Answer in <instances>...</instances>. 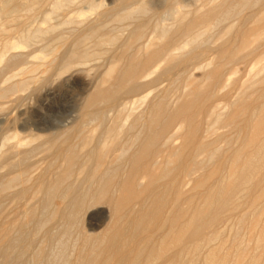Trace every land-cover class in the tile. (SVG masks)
<instances>
[{"label": "bare ground", "instance_id": "bare-ground-1", "mask_svg": "<svg viewBox=\"0 0 264 264\" xmlns=\"http://www.w3.org/2000/svg\"><path fill=\"white\" fill-rule=\"evenodd\" d=\"M41 1L27 0L21 3L19 0H0V19L9 23L13 22L20 10L25 9L32 13ZM65 1L67 0L53 2L51 11L61 9ZM170 1L174 3L176 0ZM172 2L167 1L166 3ZM206 5L203 11L195 12L196 17L193 20L188 21L187 14L177 15L174 28L162 26L159 28L158 35L150 40H144L143 34L138 29L132 30L125 39H122V34L119 33L121 31L112 29L109 30V34L101 33L103 25L101 28L91 27L86 31L80 29L79 22H75L76 25L68 34L60 37L63 43L70 44L69 50L60 57L53 55L52 59L45 64L47 70H57L58 74L75 67L85 72L92 57L109 49L114 52V55L102 80V84L108 83L109 85L104 88L97 87L86 106L87 109H92L90 119L96 124L92 132H99L97 139L95 137L92 140V132L82 137L81 144L93 143L84 155L73 150L70 145L63 148L65 153L60 157L64 163L58 166L61 169L56 171L52 178L44 181L41 187L43 196L40 207L44 213L37 217L32 232L35 234L42 231L46 238L41 241V246L38 242V247L36 246V250L32 251L36 253L32 255L31 264H36L41 260L43 264H72L71 258L69 259L66 254L69 247L73 250L88 251L84 256L82 255L83 259L79 264H154L156 261L167 258L168 250L172 248L184 250L187 239L190 242L187 248V258L182 257V251L177 252L170 256L174 264H191L197 260L203 248H207V252L202 257V264H228L230 255L222 251L225 250L226 243L222 240L214 242L216 238L221 237L222 230L219 224L224 220L227 222L234 216H237V223L240 226H244L247 217L251 216L253 235L251 238H254L256 246H264V222L263 225L260 224L256 207V204L264 198V186L260 193L252 197L249 208L243 207L242 203V198L251 194L252 190L264 179V172H262L264 167V103L251 105V101L248 102V100L252 97V93H247L248 89L254 85L264 84V49H261L264 46V21H262L264 0H208ZM148 9L146 3H141L123 14L116 15L114 20L118 23V21L137 18L149 12ZM253 9H258L257 13L250 17H257L258 22L263 24L245 30L244 25L247 19L242 16L246 10ZM70 21L72 19L69 20V24H71ZM236 22H238L237 28ZM53 27H47V30L37 28L33 32H23L22 42L27 44L35 37L53 30ZM178 34L185 35V38L179 44H173L172 39ZM224 36L226 39L217 47L212 49L209 46V48L206 47V44ZM237 40L239 44L233 46ZM16 47L17 43H10L6 44L4 49L9 52ZM213 49L217 55L219 54L220 60L210 68L209 72L203 74L202 82L190 78L188 76L189 67L200 69L211 65L212 59L208 61L207 52ZM15 55L21 54H12L7 60ZM194 56L200 57L199 63L193 62ZM251 60H254V77L252 76V79L250 78L251 80L245 84V90H241L238 95L235 94L234 100L231 98L233 100H231L232 103L230 102L231 106L235 105L237 108L225 118L222 116L225 105L215 104L217 96L226 95V93L220 94L221 89L231 85L224 65L227 64L233 68L241 62ZM203 62L204 66H202ZM30 69L29 72L32 71V68ZM173 70L180 73L178 76L183 77L187 87L181 93L177 103L171 106L167 101V93L160 91L158 99H150L145 110L135 113L134 106L145 103L148 99L150 91L146 90L148 88L158 90L164 77L172 74ZM7 90V88H0V98L6 96ZM142 92L147 93L141 95L134 105H123L118 108L117 101L120 95ZM257 92H259L258 89ZM261 93L260 96L258 94L259 97L264 94V89ZM202 99H205V104L202 103L201 108L192 111L195 104ZM208 101L209 106L206 104ZM205 110V116L208 119L198 120L199 114ZM191 111L188 123L181 121L180 124L174 125L178 119L188 117L187 114ZM237 114L246 116L247 119H243L244 126H246L244 129L247 130L248 127L250 131L248 135L240 138L243 139L241 145L232 151L229 167L225 169L226 174L223 172L222 175L219 172L218 175L221 174V176L219 175L220 177L216 180H211L217 174L215 169L199 174L200 170L207 167L209 163H215L223 158L225 152L228 151L219 144L224 138L221 140V135H215L218 128L215 129L210 125L209 119H214L216 123L222 122L225 127L226 124L232 126L231 123L236 121ZM240 121L236 122L240 123ZM238 123L233 124L240 130L236 132L237 134L241 133V124ZM183 126L184 130H182ZM239 137L242 136L239 134ZM180 138H183L182 143L175 146ZM227 142H224V145ZM16 148L17 146H14L15 151L8 153L22 154V161L24 157L33 152V149L22 152ZM173 159L176 160L173 168L178 172L175 173L172 168L161 171V176L174 175L170 186L163 187V189L171 190L169 192L171 197H165L166 191L164 193L155 191L158 189H154L155 174H149V182L142 186L140 180L143 177L140 176V168L146 171L148 166L158 164L161 166L160 163L164 168L169 166ZM21 160L13 162L6 159L5 162L9 169H14L19 166V162L22 163ZM125 166H128V170L127 175L123 177ZM77 175H80L81 179H78ZM19 180L21 178L17 175L1 181L0 195L8 192L10 187ZM25 180L29 182L31 178L27 176ZM189 184L194 189L203 188V190L199 193L198 201L190 199L188 206L186 204L185 206L181 203L184 199L183 189ZM24 192L20 190L15 192V195H21ZM160 194L163 195L160 196ZM191 194L193 193H190V197ZM92 202L106 204L110 208L113 219L124 216L127 226L118 225V221L113 220L115 223L112 222L106 228L109 234L100 238H92L79 224L74 226L75 218ZM136 203L138 209L134 207ZM168 203L171 205V210L166 214L164 208ZM59 204H63L64 208H60ZM123 209L127 214L125 212L122 214ZM29 211L28 215L31 219L37 216V208H31ZM53 220L60 225L59 229H55L56 232L51 231L50 223ZM73 228L77 230V235L74 242L70 244L67 238L71 235ZM155 231L161 232L159 241L157 238L156 242L153 240L154 236H151ZM144 232L146 234L141 238ZM208 232H211V235L205 236ZM58 234L60 237L56 239V244L55 242L53 244L60 245L63 250H60L57 255L51 256L50 254L43 259L41 255L45 250L44 247L48 248L53 245L51 242ZM234 234L237 240L230 242L228 246L233 247L235 252L233 264H242L241 256L245 250L240 248L242 244L238 245L240 238L238 239L237 232ZM20 237V228H12V231L5 230L3 227L0 229L2 264L9 262L7 254L10 250L21 249L23 246ZM100 244H103L102 248L108 249L107 253L111 251L114 253L116 257L114 263L110 256L104 253L106 251L102 249L98 251ZM78 256L80 257V253ZM256 262L257 258L252 257L247 264H257Z\"/></svg>", "mask_w": 264, "mask_h": 264}, {"label": "rangeland", "instance_id": "rangeland-1", "mask_svg": "<svg viewBox=\"0 0 264 264\" xmlns=\"http://www.w3.org/2000/svg\"><path fill=\"white\" fill-rule=\"evenodd\" d=\"M19 1L24 3L27 0ZM55 1L56 0H42L32 13H29L22 8L23 10L18 12L15 21L10 23L0 19V88L8 89L5 94L6 96L0 98V182L11 177H16L17 175L21 178V180L10 187L8 192L0 195V229L3 227L5 230L7 229L12 231V228H20V242L21 245H23L21 249H13L8 252L7 257H9V262L7 264H31L30 261L36 253H33L32 251L36 250L38 242L39 246H41V241H44L46 238V235H44L42 231L35 234L32 232L36 219H38L37 217L44 213V210L40 207L43 196V191L41 190L43 182L52 178L55 172L61 169L58 168V166L61 163H64V160L60 157L65 153L63 148L70 145L73 150L84 155L93 145V143L88 145L81 144L82 137L88 132H92V129L96 127L95 122L90 119L92 116V109L86 108L87 102L88 99L92 97L97 87L101 86L104 88L109 85L108 83L102 84V80L105 77V72L113 59L112 56L114 55V52H112L111 49L92 57L90 63H88V69L85 72L80 71L78 67L72 68L71 70L61 74H58L57 70L54 69L52 71L47 70L45 68V64L52 59L53 55L60 57L70 48V44L63 43L60 37L68 34V32L76 25L75 22H79L78 26H80V29H84L86 31L91 29V27L101 28V25H103L101 33L109 34L112 29L121 31L119 33L122 34V39H125L132 30L138 29L143 34L144 40H150L158 35L160 27L165 26L168 28H174L176 18L182 14H187L188 21L193 20L196 17L195 12L198 10L203 11L208 2V0H176L174 3L170 0H67L64 2L61 9L58 11H51V7ZM167 1L172 3H166ZM141 3H146L148 5L149 12L141 16H137V18L135 17L128 20L118 21V23L114 20L116 15L123 14L125 11ZM257 10L258 9L246 10L244 12L245 14L242 18L247 19L244 25L245 30L255 28V26H259L264 23L258 22L257 17H250L254 13H257ZM107 15L109 17H107ZM71 19L74 23L70 21L71 24H69L68 22ZM262 21H264V19ZM237 26L238 22H236V28ZM47 27H53L54 29L51 31L49 30L39 37H35L27 44L22 42L21 34L23 32H33L37 28L47 30ZM118 27L121 28L118 29ZM184 38L185 35L178 34L172 39V42L174 41L173 44H179L184 40ZM225 39L226 36L217 41H212L210 44H206V47L209 46L211 49L215 48ZM10 43H17V47L14 50L6 52L4 47L6 44ZM238 44L239 40L232 45L236 46ZM261 49H264V46H262ZM215 52L216 51L214 49L207 52L208 61L212 59L211 65L208 66V68L204 66V62L206 63L208 61H204L202 65L204 66L203 68L199 69L198 67H189L190 73L188 76L202 82L204 79L202 78L203 74L207 71L209 72L210 68H212L213 65L220 60L219 54L217 55ZM12 54L21 55H15L12 59L7 60ZM192 59L195 64L200 62V57L196 58V56H194ZM253 65L254 60L241 62L233 68L227 64L224 65L225 73L227 74V77H230L231 85L221 89L220 94L226 93V95L217 96L215 102V104L217 103L219 106H226H224V109L222 110L223 117H228L230 113H233V111L236 110L237 106H231V100H234L235 94L238 95L241 90H245V84L252 79V76L254 77L255 68ZM30 68H32L31 72H29L31 70ZM178 74L180 73L173 70L172 74L164 77L160 87H158V90L154 88H150L149 90L148 88V90H146L147 92L150 91V94L147 97L148 99L145 103L140 104L141 106H134L135 113L145 110L147 102L150 99H158L159 97L157 96H159L160 91L167 93V101L171 106H174L180 98L181 93L187 88L186 81L181 75L178 76ZM263 85L264 84L254 85L248 89L247 93H252V97L248 100V102L251 101V105L264 103V94L262 97H259L261 91L264 89ZM257 89L259 92H257ZM147 92L135 93L133 95H120V99L117 101L118 108H121L123 105H134V102L139 99L141 95ZM202 103L205 104V99H202V101L198 104L196 103L192 111L194 109H198L199 107L201 108L202 106L200 105ZM206 104L209 106V101L206 102ZM192 111L187 114L188 117L185 116L178 119L174 125L180 124L181 121L188 123L189 114H191ZM205 115L206 110L199 114L197 117L198 120L200 119V121H204V119H208ZM243 119H247L246 116L238 115L236 121L239 122L241 120L240 123L236 121L231 123L232 126L237 123L241 124L242 134H239L242 137L239 138V134L237 133L238 131L240 132V130L237 129L236 126H234L236 128H232V126L226 124L227 126L225 127L224 123H216L214 122V119H209L208 123L214 126L215 129L218 128L215 135H221V140L224 138L222 142H219V144L224 146L225 149H228V151L225 152L226 154H224L223 158L218 159L215 163H209L210 166L208 164L207 167L200 170L199 174H203L206 171L214 169L217 170V174L211 180H216L221 176V174H226V167H229L228 164L232 151L241 145L243 139L241 140L240 138L248 135L250 131V128L248 127L247 130L244 129L246 126H244L245 122L243 123ZM182 130H184V126L182 127ZM234 131L235 133H233ZM98 134V131H93L91 134L93 135L92 140H94L95 137L97 139ZM182 141L183 138L178 139L175 146H179ZM224 142L227 143L224 145ZM14 146H17L16 149L22 152L23 150L30 149H33V152L24 157L22 161V154L17 155L16 153H8L9 151H15ZM10 147H12L11 150ZM6 159L13 162L21 160L22 163L19 162L20 164L18 167L9 169L8 164L5 162ZM158 162H160V158H158ZM175 162L176 160L173 159V161H170V165L165 166L164 168L162 163H160L161 166L159 164L156 166H148L146 171L140 168V176L143 177L140 180V183L142 186L147 185L149 182V174H155L156 182L154 189L158 188L157 190L155 189V191H158V193L159 191L161 193L166 191V193H164L165 197H171L169 194L171 190L169 191L167 189H163V187L170 184L174 175L161 176V171L163 169L170 170L172 168V170L177 173L178 171L173 168ZM124 169L125 170L122 174L123 177L127 175L126 172L128 170V166H125ZM263 169L262 172H264ZM219 172L221 173L219 174L220 176L218 175ZM27 176L28 178H31V181L27 182V180H25ZM78 179H81L80 175L78 176ZM263 186L264 179L252 190L251 194L242 198L243 207H250L252 197L255 194L260 193ZM192 187L193 186L191 184L184 187V199L182 198V204H186L188 206L190 199H194L195 201L199 200V193H201L203 188L194 189ZM20 190H24L25 192L21 195H15V192ZM190 193H193L191 194V197ZM162 195L160 194V196ZM59 206L60 208H64L63 204H59ZM134 207H136L135 209L139 208L137 203ZM256 207L258 208L257 216L259 215L258 217H260V224L263 225L264 198L256 204ZM31 208H37V216L33 219H31L28 215V212L30 213L29 209ZM164 209L166 214L169 213L171 205L168 203ZM124 212L127 214L125 209H123L122 214H125ZM236 217L234 216L227 222L224 220L219 224V227L222 230L221 237L216 238L214 243L221 240L226 243L225 250L222 251L229 253L230 256L228 264H233L235 260V252L233 247H229L228 245H230V242L232 243L237 240L234 237V233L237 232L238 239L240 238L238 240V245L240 246L242 244L240 248L245 250L241 256L242 264H247L252 257L257 258V264H264V246H256L254 238H251L253 236L251 231L252 217H247L248 219L244 226H240V224L237 223ZM119 218L121 219L118 220ZM119 218H111L110 208L106 204L101 202H92L80 212V215L75 218L74 226L79 224L87 234L92 236V238H100L103 235L109 234V232H106V228L107 225L109 226L112 222L115 223L113 220L116 222L118 221V225L122 224L127 226V220L124 216ZM50 224L52 225V232L60 227V225H58V223L54 220L51 221ZM146 232L141 234V238L145 236ZM76 233L77 230L73 228L71 235L67 238V242L70 244L73 243V240H75L74 238H76L77 235ZM208 233L205 234V236L211 235V232ZM152 235L154 236L153 240L156 242L157 238L159 241L161 232L155 231L152 232L151 236ZM59 237L60 236L58 234L51 244L54 242L56 244V239L58 240ZM23 242L25 244H23ZM55 244L48 246V248L47 246L44 247L45 250H43V255H41L43 259H46L50 254L51 256L57 255L60 250H63L60 245ZM189 246L190 242L187 239L185 247H183L184 250H174L172 248L168 250L167 258L156 261L154 264H174L170 256L181 251L182 257L187 258V248H189ZM244 246L246 248H244ZM78 247L80 248V245ZM102 247L103 244H100L98 251L102 249L106 251L104 253H107L108 249H104ZM86 252L88 251L73 250L72 247H69L68 250H66V254H68L67 256H69V259L71 258L72 264H79L83 259L82 255L84 256ZM206 252L207 248H203L197 260L193 261L191 264H202L201 260ZM78 253H80V257L78 256ZM107 255L110 256L112 263H114V260L116 259L114 253L111 251L107 253ZM2 259L3 254L0 253V264H2ZM36 264H43V261L41 260V262Z\"/></svg>", "mask_w": 264, "mask_h": 264}]
</instances>
